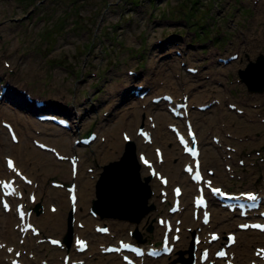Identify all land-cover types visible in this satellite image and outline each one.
Masks as SVG:
<instances>
[{"label":"rangeland","instance_id":"374dc122","mask_svg":"<svg viewBox=\"0 0 264 264\" xmlns=\"http://www.w3.org/2000/svg\"><path fill=\"white\" fill-rule=\"evenodd\" d=\"M0 33V73L4 74V78L13 80L9 95L0 101V119L9 120L16 126L22 145L19 147V144L11 143L0 125V172L4 170L3 157L15 156L26 172L32 177L36 176L40 182V192L45 188L48 191L47 196L40 195L38 191L43 210L47 213L50 202L60 205L53 197L62 193L64 212L67 214L66 193L51 188L49 181L55 179L68 182L70 167L68 163L55 160L51 154H43L34 147L32 139L39 138L64 152L81 154L80 176L77 180L82 193L79 218L86 220L88 226L83 232L92 240V247L85 254L86 264H122L115 256L101 255L99 242L119 236L126 237L128 231L132 230L140 233L143 242L135 237L136 240L146 243L161 233L155 218L164 208L159 204L157 196L151 195L149 204L155 207L147 214L145 225L142 222L144 216L138 222L140 225H130L128 221L120 222L110 218L101 219L111 226L112 235L94 238L92 224L88 221L91 218L86 216V210L92 204L90 199L94 198L88 196V193L83 196V191L94 183L86 168L101 167L103 162L97 159H103L106 151L112 150H109L108 145L119 144L124 152L120 132L128 130L134 133L143 112L157 114L161 122L160 132H155V145H161L166 152L164 171L172 183L179 182L183 186L185 182L188 184L182 176L183 159H180V150L166 128L170 119L166 114L167 121H161L159 112L166 111L164 106L150 103L153 95L173 92L180 97L186 93L194 105L220 100L221 104L207 112L201 113L197 109L193 112L202 137L205 166L218 170L216 180L220 184L232 188L264 187V163L257 157V166L251 169L253 152L264 150V123H261L264 120V87L251 84L252 90L259 87L257 90L263 91L252 94L245 81L238 82L239 69H245L249 61L255 62L259 55L264 56V0H0ZM177 50L183 53V57L176 56ZM234 52L240 54L238 61L228 65L217 62L218 58L228 57ZM4 61L11 64V69L5 68ZM181 62H185L186 66L197 67L199 73L188 74L180 65ZM259 70H264L263 63L259 64ZM178 73L179 79L175 78ZM136 85H144V88L149 89V95L142 100L149 104L146 109L141 108L144 104L133 95ZM185 86L188 91L183 90ZM21 88L55 104L56 110L70 118L71 130L38 123L33 116L34 108L24 102L22 95H16L18 93L15 90ZM12 96H18L25 103L22 102L24 109L23 106H13ZM231 102L243 108L245 114L238 115L229 110L228 104ZM17 112L20 114L17 115ZM104 113H108V116L103 117ZM21 124L25 131H31L23 133ZM90 129L97 130L100 136L107 138L108 145L100 144L97 140L91 147L73 150V139L85 135ZM214 134L220 135L225 144L237 148V153H232L234 162L238 157L246 159L249 168L242 170L237 164L235 166L236 174L242 176V180L232 181L229 173L224 172V145L218 147L212 144L211 136ZM135 147L137 152L142 151L143 147L137 140ZM148 149L152 150V146ZM207 152L214 155L207 158ZM129 153H132L131 150ZM45 163H50L47 172L40 167ZM141 171L146 175L145 169ZM250 171L253 173L248 174ZM149 184L151 189L157 187L155 183ZM135 190L140 197L137 187ZM143 191L147 198L148 192L145 188ZM191 192L184 196L186 206L190 203ZM213 212L214 218L229 214L220 209H213ZM11 215L2 214L0 210V232L12 230L14 221ZM50 215L47 213L45 217H37L36 222L44 235L64 239L65 233L41 224L45 218L53 216ZM234 215L229 217L232 222L229 228L238 221ZM2 221L3 225H7L4 230ZM67 221L68 214L65 228ZM221 223L216 225L219 231H222ZM186 224L189 223L186 221ZM75 232L73 230V234ZM184 234L183 246L186 247L189 235ZM14 237H11L12 241ZM240 237L244 239L241 234ZM3 240L5 238L1 237L0 242ZM259 244H264V240L254 242L253 245ZM35 245L34 241L32 247L36 259H28L32 264H41L42 259L48 264L59 263L61 251L38 244L37 254ZM30 247L27 242L25 248L29 250ZM4 253L5 250H0L1 257H4ZM56 254L58 258L55 261L53 257ZM181 254L179 252L160 263L170 264Z\"/></svg>","mask_w":264,"mask_h":264},{"label":"bare ground","instance_id":"6f19581e","mask_svg":"<svg viewBox=\"0 0 264 264\" xmlns=\"http://www.w3.org/2000/svg\"><path fill=\"white\" fill-rule=\"evenodd\" d=\"M238 60H239V58H238ZM244 77L246 78V82L248 84H250V85L251 84H261V88L264 87V70H259V64L258 65L257 64L256 65H250L249 68L245 71ZM175 78H176V76H175ZM20 93L22 94L23 91H21ZM11 101L13 102L12 103L13 106H15V107L23 106L22 108L24 109L25 103L22 101L24 103L23 104L21 102V99L18 96H12ZM24 101L26 103H29L26 100H24ZM51 105H54V104H51ZM19 110H21V109H19ZM53 110H54L53 107L49 108V111H53ZM19 114H20V112H17V115H19ZM158 116H159V118H161V121L163 119L167 121L166 113L159 112ZM20 126L23 130V133H28L31 131L30 129L25 131L22 124ZM135 130H136V127L134 128V132H135ZM157 131L160 132V127H159V130L157 128ZM120 135H121V133H120ZM0 140H1V138H0ZM20 143H21V139L19 141V147H22V145ZM108 148H109V150L110 149H112V150L106 151L107 154L101 160L103 162V164L101 165V169L99 170V172L97 173L96 176L91 178L93 181L96 180V182L92 183L91 185L89 184V188L83 191V196L85 197L88 193V196L95 198V199L98 198V200L94 201V202L92 199H90V202L92 203L93 207H95L96 209L99 210V213L101 216H104V217H107L110 219L120 220V222L128 221L130 225H140V223H138V221H140L139 219L142 220L145 217V219L142 221L145 225V223L147 222V217H148V215H145V214L143 215V212L145 210V208H144V199L145 198L144 197L146 195H144V191H143V193H141L140 197L136 193L135 187H137V186H135V184H136L135 178H137V173L135 174L133 172V166L132 165L129 166L126 164L128 157H125V156L123 157V150H121V147L119 144H115V145L113 144V146L108 145ZM43 154L46 155L47 153H43ZM213 155H214L213 153L211 155L210 152H207L206 156H209L207 158H211ZM49 165H50V163H45V164H41L40 167L47 172L46 168ZM92 180H89V181H92ZM170 181H172V180L170 179ZM189 186L190 185L187 184V192L190 191L191 187L188 188ZM137 189H138V187H137ZM142 189H144V187H142ZM138 191H139V193L141 192L140 189H138ZM142 195H144V197H142ZM182 196H184V195H182ZM53 198L60 202L62 210L61 211L59 210L52 217L45 218L41 222V224L43 225V227H50V228L58 230L59 232L65 233V238L67 240V238H68L67 226L65 228L66 213L64 212L65 200H64L62 193L55 195ZM35 210L39 214L42 213L40 210V207H37ZM216 211H218V209H216ZM118 212H124L129 220L128 219H122L121 216H119L117 214H113V213H118ZM216 213H218V212H216ZM46 215L47 214H45L42 217H45ZM187 216H188V214L186 215V213L184 212L183 217L186 218ZM58 217H59V219H58ZM64 217H65V220H64ZM185 221L190 222L189 219H185ZM220 221L223 223V224L221 223L222 226L220 227L222 230L221 233L223 234V232L231 226L232 222L229 220V216L226 215L224 217L217 216L214 220H212V223L214 226H216L218 223H220ZM3 223H4V221H2V225H3ZM210 225H211V223H210ZM5 227H7V225ZM246 233H248V232H246ZM250 234L252 236L247 235V234H242V236H244L243 237L244 239H241L239 241V243H240L239 249L236 247L237 244L233 247V252L236 255V259H237L238 264H243L247 259H249L251 257V255L249 254V250L251 249V245H253L254 242H257V241L260 242L261 240H264V233L260 234V233L253 232ZM14 235H15L14 231L10 230V229L6 230L5 232L4 231L0 232V238L1 237L5 238L4 241H7V242H11L12 241L11 237L12 236L14 237ZM137 237H139V234L137 235ZM12 242H14V240ZM29 242H30V245H32L31 239L29 240ZM185 248L186 249L189 248L188 244L186 245ZM187 252H188V250H187ZM3 256L9 257L7 253H4ZM4 257L0 258V264L5 263ZM11 257L12 256H10V258ZM22 260L25 262V264L31 263L30 261H28L26 259H22ZM108 264H116V263H110L109 262Z\"/></svg>","mask_w":264,"mask_h":264},{"label":"snow or ice","instance_id":"6c2138e0","mask_svg":"<svg viewBox=\"0 0 264 264\" xmlns=\"http://www.w3.org/2000/svg\"><path fill=\"white\" fill-rule=\"evenodd\" d=\"M13 139L15 140V136H13ZM181 143H185L183 139L181 140ZM187 150H188L193 156L196 155V152H195L192 148L189 147ZM8 167H9L10 169L13 168V162H12L11 160L8 161ZM198 167H199V166H198V164H197V168H198ZM187 171L191 172L192 169H187ZM17 174H18V173H17ZM18 175H19V174H18ZM193 178H194L196 181H200V180H201V177H200V175H199V171H197L196 175H195ZM5 187L7 188L8 185H5ZM213 193H214V194H221V193L219 192L218 189H213ZM177 195H179V189H177ZM247 199L252 200V201H255V200L257 199V197L254 196V195H249V196L247 197ZM199 203H202V201H199L198 204H199ZM3 206H4L5 209L8 208V205H7L6 203H5ZM20 217H21V219H23V212L20 213ZM205 222H207V215H206V214H205ZM242 227H247V226H246V225H242ZM254 227L259 228L260 230L264 231V226H261V225H254ZM215 238H216V237L214 236L213 239H215ZM53 243L55 244L56 242L53 241ZM0 247H2V245H0ZM219 255L223 256L224 253L221 252ZM205 256H207V253H205Z\"/></svg>","mask_w":264,"mask_h":264},{"label":"water","instance_id":"95a60500","mask_svg":"<svg viewBox=\"0 0 264 264\" xmlns=\"http://www.w3.org/2000/svg\"><path fill=\"white\" fill-rule=\"evenodd\" d=\"M260 63H263V65H264V57H263L262 55L258 57V59L256 60V62H250L249 65L247 66V68H246L245 70H240V71H239V75H240V77L243 78V79L245 78V77H244L245 71L249 68L250 65H256V64L258 65V64H260ZM244 81L246 82V78L244 79ZM246 83H247V82H246ZM247 84H248V83H247ZM248 85H249V87L252 89V86H251L250 84H248ZM133 172H134L135 174L137 173V170H136L135 167L133 168ZM135 181H136V184H135V183H134V184H135V186H137V184H139L138 178H135ZM139 185H140V184H139ZM140 186H141V185H140Z\"/></svg>","mask_w":264,"mask_h":264}]
</instances>
